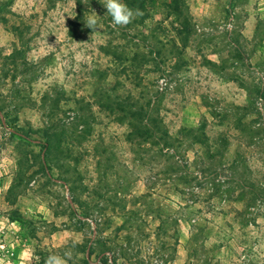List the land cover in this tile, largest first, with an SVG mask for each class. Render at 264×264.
<instances>
[{"label": "rangeland", "instance_id": "1", "mask_svg": "<svg viewBox=\"0 0 264 264\" xmlns=\"http://www.w3.org/2000/svg\"><path fill=\"white\" fill-rule=\"evenodd\" d=\"M103 2L0 0V264H264V0Z\"/></svg>", "mask_w": 264, "mask_h": 264}, {"label": "clouds", "instance_id": "2", "mask_svg": "<svg viewBox=\"0 0 264 264\" xmlns=\"http://www.w3.org/2000/svg\"><path fill=\"white\" fill-rule=\"evenodd\" d=\"M103 5L106 8L107 14L111 17V23L117 27L127 26L134 19V12L130 9L124 0H104ZM142 13L137 10L135 15H141ZM85 25L95 30L98 26L97 15L91 14L84 20ZM65 257H69L68 253L64 254ZM45 264H65V258L59 255H49L45 259Z\"/></svg>", "mask_w": 264, "mask_h": 264}]
</instances>
